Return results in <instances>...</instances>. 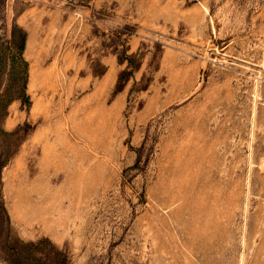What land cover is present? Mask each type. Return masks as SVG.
Returning <instances> with one entry per match:
<instances>
[{
    "label": "rangeland",
    "instance_id": "1",
    "mask_svg": "<svg viewBox=\"0 0 264 264\" xmlns=\"http://www.w3.org/2000/svg\"><path fill=\"white\" fill-rule=\"evenodd\" d=\"M39 241L264 264V0H0V264Z\"/></svg>",
    "mask_w": 264,
    "mask_h": 264
},
{
    "label": "trees",
    "instance_id": "2",
    "mask_svg": "<svg viewBox=\"0 0 264 264\" xmlns=\"http://www.w3.org/2000/svg\"><path fill=\"white\" fill-rule=\"evenodd\" d=\"M25 45L26 40H21L20 48ZM54 250L53 246L48 247L44 241H39L8 245L3 251L9 264H67V256L61 250Z\"/></svg>",
    "mask_w": 264,
    "mask_h": 264
}]
</instances>
